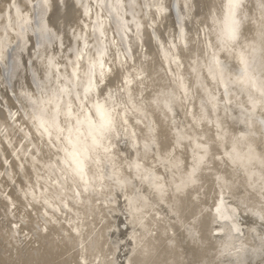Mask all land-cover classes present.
Returning a JSON list of instances; mask_svg holds the SVG:
<instances>
[{"label": "bare ground", "instance_id": "6f19581e", "mask_svg": "<svg viewBox=\"0 0 264 264\" xmlns=\"http://www.w3.org/2000/svg\"><path fill=\"white\" fill-rule=\"evenodd\" d=\"M0 264H264V0H0Z\"/></svg>", "mask_w": 264, "mask_h": 264}]
</instances>
